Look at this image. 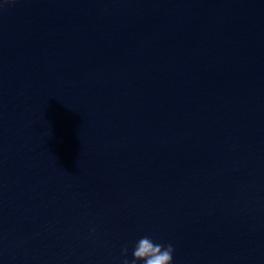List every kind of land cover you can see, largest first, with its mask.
I'll use <instances>...</instances> for the list:
<instances>
[{
	"label": "water",
	"instance_id": "obj_1",
	"mask_svg": "<svg viewBox=\"0 0 264 264\" xmlns=\"http://www.w3.org/2000/svg\"><path fill=\"white\" fill-rule=\"evenodd\" d=\"M145 236L264 264V0H0V264Z\"/></svg>",
	"mask_w": 264,
	"mask_h": 264
},
{
	"label": "clouds",
	"instance_id": "obj_2",
	"mask_svg": "<svg viewBox=\"0 0 264 264\" xmlns=\"http://www.w3.org/2000/svg\"><path fill=\"white\" fill-rule=\"evenodd\" d=\"M12 2H15V0H12ZM173 252L174 248L171 243L165 246L154 243L150 237L145 236L139 239L135 245L132 253L133 259L128 260L125 258L122 264H137V261H143V264H172ZM127 253L128 248L125 246L122 249V254L126 257Z\"/></svg>",
	"mask_w": 264,
	"mask_h": 264
}]
</instances>
